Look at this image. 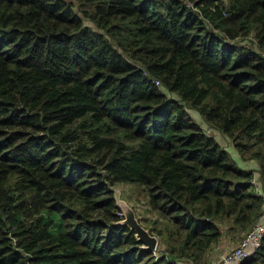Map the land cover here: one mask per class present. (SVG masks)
I'll return each mask as SVG.
<instances>
[{
    "label": "trees",
    "instance_id": "16d2710c",
    "mask_svg": "<svg viewBox=\"0 0 264 264\" xmlns=\"http://www.w3.org/2000/svg\"><path fill=\"white\" fill-rule=\"evenodd\" d=\"M254 172L264 190V0H0V264H210L263 216Z\"/></svg>",
    "mask_w": 264,
    "mask_h": 264
},
{
    "label": "rangeland",
    "instance_id": "374dc122",
    "mask_svg": "<svg viewBox=\"0 0 264 264\" xmlns=\"http://www.w3.org/2000/svg\"><path fill=\"white\" fill-rule=\"evenodd\" d=\"M85 24L91 25L88 21H85ZM166 94L167 96L174 99H179L175 93L166 92ZM187 111L190 116L196 121V123H198L200 127L205 131V133L213 137L218 142V144L227 151L228 155L235 162V164L239 168H241V163L243 160L234 149L231 140L219 129L208 124L197 110L188 109ZM113 189L116 202L120 206L119 209L124 204L131 207L134 206L136 209V217L138 218V220H140V223L146 229L151 226L152 222H154L156 219L159 220L158 214L149 208L147 204V194L141 186L132 183H118L114 185ZM120 211L122 212V209H120ZM227 237L229 238L230 236L227 235Z\"/></svg>",
    "mask_w": 264,
    "mask_h": 264
},
{
    "label": "built area",
    "instance_id": "2783aa9c",
    "mask_svg": "<svg viewBox=\"0 0 264 264\" xmlns=\"http://www.w3.org/2000/svg\"><path fill=\"white\" fill-rule=\"evenodd\" d=\"M191 5V4H190ZM155 84H159V81L155 80ZM255 193L261 197L262 207L264 212V190L260 183H257L253 179ZM264 236V221H258L253 224L248 230L244 232L238 243L219 256L214 264H238L240 263L253 249L257 248ZM157 255L156 251H153ZM182 264V261L179 262Z\"/></svg>",
    "mask_w": 264,
    "mask_h": 264
},
{
    "label": "water",
    "instance_id": "95a60500",
    "mask_svg": "<svg viewBox=\"0 0 264 264\" xmlns=\"http://www.w3.org/2000/svg\"><path fill=\"white\" fill-rule=\"evenodd\" d=\"M117 206L120 207L118 204ZM120 209H122V214L124 217L118 223L121 225H126L131 230H133L137 240L143 243L144 249L156 251L159 244L158 238L151 234L148 229L142 226L136 217L134 208L124 204Z\"/></svg>",
    "mask_w": 264,
    "mask_h": 264
},
{
    "label": "crops",
    "instance_id": "0c3cea01",
    "mask_svg": "<svg viewBox=\"0 0 264 264\" xmlns=\"http://www.w3.org/2000/svg\"><path fill=\"white\" fill-rule=\"evenodd\" d=\"M241 168L255 170L257 168V163L255 161H242ZM254 179L257 183H259L257 172H254ZM260 221H264V212ZM238 241H239L238 238L232 239L228 237L225 238V236H223L221 240L209 252L208 254V260L210 261L209 263L214 264L215 260L219 256H221L222 254L233 248L238 243ZM185 264H190V263H185Z\"/></svg>",
    "mask_w": 264,
    "mask_h": 264
}]
</instances>
